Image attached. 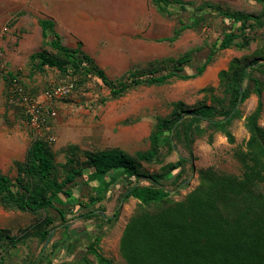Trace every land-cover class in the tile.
<instances>
[{"label":"trees","instance_id":"obj_1","mask_svg":"<svg viewBox=\"0 0 264 264\" xmlns=\"http://www.w3.org/2000/svg\"><path fill=\"white\" fill-rule=\"evenodd\" d=\"M250 1L262 6L258 14L233 12L220 5L204 3L194 11L196 16L201 15L198 20L191 24L181 21L170 42L178 40L184 31L195 28L208 15H218L233 26L221 33L200 66L193 65L192 52L188 51L177 59L156 61L145 69L130 70L120 79L111 81L80 45L74 49L63 45L51 19L38 21L43 44L51 52L35 53L31 55V62L34 71L56 70L62 79H67L62 84L73 83L75 91L86 89L92 80L99 81L110 90L112 98H120L140 86H162L173 80L197 79L220 52L231 48L247 50L255 41L258 31L264 27V0ZM153 2L161 13L168 16L173 15L175 7L186 10L181 0ZM187 67L192 69L191 74L185 73ZM13 77L15 75L10 74L7 83L10 81L11 84ZM219 81L224 96L216 95L214 88H207L204 92L211 95L210 104L188 108L183 102H176L168 116L157 118L147 151L137 153L136 157L120 150L91 152L87 154L85 167L78 163L77 156H73L67 161L66 165L71 166L65 171L63 180H59L57 175L50 145L35 138L25 161L16 163L15 180L0 174V206L6 211L48 216L33 226L29 233L14 238L0 230V248L7 239L11 241L8 248L17 247L29 236L37 238L41 244L49 242L53 237L51 232L56 228L53 226L56 218L50 216L54 211L58 213V226L63 228V238L52 247L57 249L61 246L64 252L74 254L78 244L82 243V237L73 235L70 228L72 217L98 219L103 216L90 208V203L81 201L77 204L79 208L71 212L57 208L55 202L60 196L72 199V188L79 178L86 183L93 178L99 184L105 183L107 189L110 185L115 187L122 183L124 192L120 202L129 199L138 202L120 239L119 253L125 264H264V128L260 125L264 110V45L252 54L233 58L228 68L219 73ZM251 95L257 97V106L244 117L237 106L243 105ZM243 118L249 138L245 149L236 153L242 174L206 169L199 173L200 181L195 190L183 200H173L172 192L165 185L170 182L179 188L188 180L189 171L194 168L191 159L195 136L208 135V142L212 143L214 134L219 132L234 144L235 137L230 128L235 120ZM182 148L189 156L178 152V162L166 164L162 168L164 174L148 175L141 171L140 162L160 164ZM170 173L173 176L169 177ZM142 179L148 184H141ZM102 199L91 198L90 202L94 204ZM110 221L102 218L103 224ZM81 232L85 234L82 243L85 251L80 264H93L88 258L90 254L96 258L97 264H114L99 252L101 228L96 235L84 230ZM44 251L43 247L28 263L52 264V259Z\"/></svg>","mask_w":264,"mask_h":264},{"label":"rangeland","instance_id":"obj_2","mask_svg":"<svg viewBox=\"0 0 264 264\" xmlns=\"http://www.w3.org/2000/svg\"><path fill=\"white\" fill-rule=\"evenodd\" d=\"M186 10L172 9L173 15L161 13L153 0H0V174L15 180L16 163H23L28 149L35 138L46 141L55 156L57 175L63 180L69 158L77 156L78 163L85 167L88 153L120 150L132 157L145 152L150 147L149 137L157 118L168 116L172 104L183 102L188 108L211 103V95L205 89L214 88V93L224 96L220 87L219 73L228 68L233 58L252 54L264 45V27L258 31L255 41L247 50L231 48L220 52L214 62L197 79L173 80L162 86H140L128 91L120 98H112L110 90L99 81L88 82L86 89L75 91L70 97L54 102L56 117H46L41 136L34 135L25 126V116L20 99L10 92V74L21 81L30 96L41 97L55 86L64 83L56 70L34 71L31 55L51 49L43 44L40 19L50 16L57 24L56 31L62 43L68 48L81 49L90 55L103 69L111 81H116L130 70L145 69L150 63L164 59H177L188 51L192 52V63L200 66L209 53L210 47L224 31L233 28L231 22L218 15H208L193 29L182 33L178 40L169 39L180 27V23L191 24L201 15L195 9L204 3H212L228 8L233 12L258 14L262 6L250 0H181ZM88 16L86 19L84 16ZM93 24L91 27L89 24ZM36 65V63H34ZM186 74L192 69L187 67ZM65 80V81H64ZM10 98L13 100L11 101ZM264 103V93H263ZM257 106V97H251L240 107L243 116H248ZM238 107V108H239ZM264 128V110L260 120ZM235 143L217 132L212 143L208 135L195 136L192 143L194 166L189 171L188 180L179 188L168 182L165 187L172 192L173 200H183L199 185V173L206 169L241 175L243 169L236 153L244 150L249 134L244 127V118L235 120L230 128ZM188 157L183 148L167 156L160 164H141V171L148 175L164 174L166 164L178 162V152ZM76 154V155H75ZM76 159V160H77ZM85 174L88 171L85 170ZM169 177L173 176L171 173ZM141 184H148L145 179ZM91 178L87 183L79 178L72 188V199L60 196L55 202L57 208L75 212L79 202L90 203V208L98 210L102 218L111 219L103 224L102 218L72 217L70 221L73 235L80 234L84 243L85 234H98L101 228L102 239L99 252L114 264H125L119 253L122 233L136 211L138 202L129 199L120 202L124 192L122 183L107 189ZM113 187V188H112ZM104 198L91 204L90 199ZM118 212V213H117ZM116 214V216H115ZM43 216L29 212L6 211L0 206V230L9 237H17L41 222ZM56 218V227L49 242L41 244L29 236L17 247H9L10 240L0 248V264H29L32 256H37L44 247V253L52 259V264H80L85 251L78 244L74 254L64 252L63 247L53 249V244L63 238L58 213L51 211ZM88 258L97 264L93 255ZM33 260V259H32Z\"/></svg>","mask_w":264,"mask_h":264},{"label":"built area","instance_id":"obj_3","mask_svg":"<svg viewBox=\"0 0 264 264\" xmlns=\"http://www.w3.org/2000/svg\"><path fill=\"white\" fill-rule=\"evenodd\" d=\"M11 97L20 99L25 116V126L37 137L41 136L46 117H56L54 102L70 97L75 92V85L71 82L55 86L45 92L40 98L30 96L18 77H13L10 84ZM11 101H13L10 98Z\"/></svg>","mask_w":264,"mask_h":264},{"label":"crops","instance_id":"obj_4","mask_svg":"<svg viewBox=\"0 0 264 264\" xmlns=\"http://www.w3.org/2000/svg\"><path fill=\"white\" fill-rule=\"evenodd\" d=\"M84 16V15H83ZM84 18H86V19H88L89 17L88 16H84ZM46 19H51V20H53L50 16H46ZM54 21V20H53ZM56 24V23H55ZM91 27H93V24L91 23V24H89ZM56 27H57V24H56ZM57 33H58V31H57Z\"/></svg>","mask_w":264,"mask_h":264},{"label":"water","instance_id":"obj_5","mask_svg":"<svg viewBox=\"0 0 264 264\" xmlns=\"http://www.w3.org/2000/svg\"><path fill=\"white\" fill-rule=\"evenodd\" d=\"M240 106V104H238L237 108Z\"/></svg>","mask_w":264,"mask_h":264}]
</instances>
